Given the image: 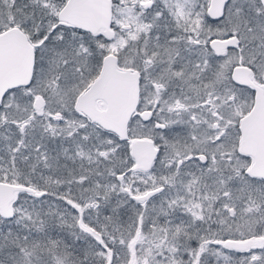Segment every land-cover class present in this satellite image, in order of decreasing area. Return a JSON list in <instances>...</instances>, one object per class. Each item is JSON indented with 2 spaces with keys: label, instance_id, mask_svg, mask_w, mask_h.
<instances>
[{
  "label": "snow or ice",
  "instance_id": "6c2138e0",
  "mask_svg": "<svg viewBox=\"0 0 264 264\" xmlns=\"http://www.w3.org/2000/svg\"><path fill=\"white\" fill-rule=\"evenodd\" d=\"M0 264H264V0H0Z\"/></svg>",
  "mask_w": 264,
  "mask_h": 264
}]
</instances>
